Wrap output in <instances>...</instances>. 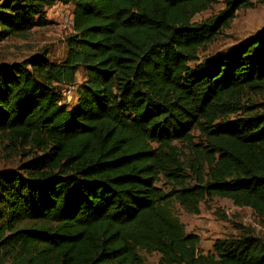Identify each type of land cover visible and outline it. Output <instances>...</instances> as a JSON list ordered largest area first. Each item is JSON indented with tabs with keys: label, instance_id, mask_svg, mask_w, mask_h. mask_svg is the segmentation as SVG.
<instances>
[{
	"label": "trees",
	"instance_id": "trees-1",
	"mask_svg": "<svg viewBox=\"0 0 264 264\" xmlns=\"http://www.w3.org/2000/svg\"><path fill=\"white\" fill-rule=\"evenodd\" d=\"M215 1L0 0V42L73 16L62 62L0 64V147L22 157L0 174V264H264V238L203 253L174 213L227 199L264 227V32L201 61L253 7L192 22Z\"/></svg>",
	"mask_w": 264,
	"mask_h": 264
},
{
	"label": "rangeland",
	"instance_id": "rangeland-1",
	"mask_svg": "<svg viewBox=\"0 0 264 264\" xmlns=\"http://www.w3.org/2000/svg\"><path fill=\"white\" fill-rule=\"evenodd\" d=\"M228 1L216 0L207 10L196 15L193 23L201 24L211 18L225 15L228 9ZM253 7L234 10L235 17L228 27L219 31L216 39L206 46L199 55L202 61L213 58L218 54L228 52L245 40L264 32V4L251 0ZM72 9L58 4L47 12L49 25L44 28L34 29L25 39L13 38L0 42V64L9 65L46 52L49 58L55 62H62L66 57L65 39L72 32ZM78 83L83 80L80 71L77 76ZM258 102H264L259 97ZM72 108L76 100L67 101ZM22 157L19 154H9L0 147V174L6 171L19 169ZM174 213L184 225L187 234L197 235L200 242V250L203 253L213 251V245L217 240L239 238L241 236H254L264 238V227L261 220L248 208H239L230 200L215 198L211 202L203 204L199 215H189L178 205L174 207ZM145 264H158L160 255L140 252Z\"/></svg>",
	"mask_w": 264,
	"mask_h": 264
},
{
	"label": "built area",
	"instance_id": "built-area-1",
	"mask_svg": "<svg viewBox=\"0 0 264 264\" xmlns=\"http://www.w3.org/2000/svg\"><path fill=\"white\" fill-rule=\"evenodd\" d=\"M79 86L75 85L72 87H65L62 90V97L64 102L69 101L70 99H75L77 100V91H78Z\"/></svg>",
	"mask_w": 264,
	"mask_h": 264
},
{
	"label": "crops",
	"instance_id": "crops-1",
	"mask_svg": "<svg viewBox=\"0 0 264 264\" xmlns=\"http://www.w3.org/2000/svg\"><path fill=\"white\" fill-rule=\"evenodd\" d=\"M77 76H78V75H77ZM76 103H77V101H76ZM76 103H75V104H76Z\"/></svg>",
	"mask_w": 264,
	"mask_h": 264
}]
</instances>
